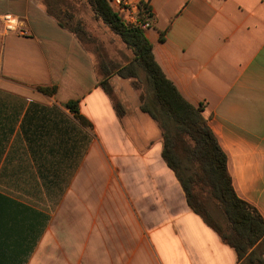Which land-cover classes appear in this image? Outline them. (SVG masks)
Instances as JSON below:
<instances>
[{
    "label": "crops",
    "instance_id": "0c3cea01",
    "mask_svg": "<svg viewBox=\"0 0 264 264\" xmlns=\"http://www.w3.org/2000/svg\"><path fill=\"white\" fill-rule=\"evenodd\" d=\"M130 1L150 4L157 63L207 107L237 196L264 218V0ZM60 11L103 25L85 0H0V264H238L190 208L131 83L112 79L120 117Z\"/></svg>",
    "mask_w": 264,
    "mask_h": 264
},
{
    "label": "trees",
    "instance_id": "16d2710c",
    "mask_svg": "<svg viewBox=\"0 0 264 264\" xmlns=\"http://www.w3.org/2000/svg\"><path fill=\"white\" fill-rule=\"evenodd\" d=\"M85 3L93 18L133 56L126 65H116L102 58L100 85L105 93L113 100V78L131 81L133 88L140 91L141 112L159 124L163 159L176 174L190 208L236 252L238 264H264V218L255 207L237 196L228 169V156L210 127L207 107L194 106L181 95L157 63L144 30L126 25L110 0H85ZM54 15L62 19V26L69 27L82 43L91 42L83 21L65 11L54 12ZM151 17L150 4L141 1L139 20L146 23ZM41 91L53 93L50 89ZM114 106L120 117L126 114L123 105L114 103ZM67 108L78 121L89 126L80 115L78 102L69 103ZM201 192L218 203L225 216V227L212 220Z\"/></svg>",
    "mask_w": 264,
    "mask_h": 264
},
{
    "label": "rangeland",
    "instance_id": "374dc122",
    "mask_svg": "<svg viewBox=\"0 0 264 264\" xmlns=\"http://www.w3.org/2000/svg\"><path fill=\"white\" fill-rule=\"evenodd\" d=\"M85 27L90 36L89 40H91V42L88 45H92L91 47L95 49L99 60V64L102 58L109 59L113 61L116 65H126L129 63V61L132 60L133 58L132 54L125 48V46L122 43H120L115 37L112 36V34L104 25L91 24L88 26L85 24ZM128 82L131 83V81H127V83ZM131 87L133 88L132 84ZM134 91L137 93L140 100V91H137L135 89ZM113 100L114 103L121 104L118 96L115 94V90L113 94ZM142 114L144 115L146 122V127H145L146 131L153 132L154 134L159 132L160 130L159 124L156 121H154L152 118H150L147 114L144 113ZM160 134H161V130H160ZM185 162L189 164L188 160L186 159ZM189 167L193 169V166H191L190 164ZM200 195L202 197V200L204 202H207L208 204V209L212 217V220L216 223L218 222L222 224L225 227V216L222 209L218 206V203L213 198H209L208 195L203 192H201Z\"/></svg>",
    "mask_w": 264,
    "mask_h": 264
},
{
    "label": "built area",
    "instance_id": "2783aa9c",
    "mask_svg": "<svg viewBox=\"0 0 264 264\" xmlns=\"http://www.w3.org/2000/svg\"><path fill=\"white\" fill-rule=\"evenodd\" d=\"M114 11L126 25L147 30L151 27V22L142 23L138 16L140 14V2L132 3L130 0H110ZM5 30L15 32L17 30V19L12 14L2 16Z\"/></svg>",
    "mask_w": 264,
    "mask_h": 264
}]
</instances>
